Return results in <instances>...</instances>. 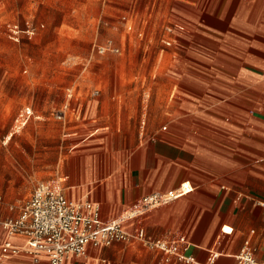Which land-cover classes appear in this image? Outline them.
I'll list each match as a JSON object with an SVG mask.
<instances>
[{"label":"crops","instance_id":"0c3cea01","mask_svg":"<svg viewBox=\"0 0 264 264\" xmlns=\"http://www.w3.org/2000/svg\"><path fill=\"white\" fill-rule=\"evenodd\" d=\"M186 1L167 39L177 43L167 49L165 94L141 112L137 143L118 154L115 169L101 178L95 161L80 184L65 185L69 175L57 177L68 197L99 203L105 220L174 191L177 196L124 227H144L155 238L179 236L189 242L195 264H207L211 253H217L216 264H236L246 240L264 261V0ZM96 129L90 136L101 128ZM19 213L20 207L16 213L0 210V252H12L6 242L24 244L3 226ZM118 242L90 245L86 255L70 261L113 264L111 253L117 259L127 253L135 255L136 264H193L139 240L125 241L115 251ZM6 258L1 264H34L23 251Z\"/></svg>","mask_w":264,"mask_h":264},{"label":"rangeland","instance_id":"374dc122","mask_svg":"<svg viewBox=\"0 0 264 264\" xmlns=\"http://www.w3.org/2000/svg\"><path fill=\"white\" fill-rule=\"evenodd\" d=\"M186 2L0 0V210L16 213L42 180L80 184L91 161L97 178L115 169L138 141L141 112L165 94L167 49L177 43H166L168 27ZM108 39L120 51L96 50ZM24 106L34 114L18 130ZM109 257L136 264L133 254Z\"/></svg>","mask_w":264,"mask_h":264},{"label":"built area","instance_id":"2783aa9c","mask_svg":"<svg viewBox=\"0 0 264 264\" xmlns=\"http://www.w3.org/2000/svg\"><path fill=\"white\" fill-rule=\"evenodd\" d=\"M16 29L17 26H14L13 30ZM168 29L171 31V26ZM166 43L171 41L167 40ZM94 47L100 53L120 51L112 39H108L105 44H95ZM94 93H98V90ZM33 114L31 106H24L17 115L15 128H24ZM177 195L174 191L156 194L134 206L131 211L133 214L105 220L101 217L99 203L89 198L68 197L60 177L42 180L21 204L18 216L3 223L7 233L22 238L24 244L13 246L6 242L5 247L12 249L13 253L23 251L29 254L34 264H72L70 258L86 255L90 245L101 247L120 240H139L151 249L163 251L169 257L195 264L196 258L188 253L189 242L179 236L155 238L144 227L136 230L124 227L126 221L144 214L149 207L165 203ZM11 253L0 252V260ZM211 254L207 264H216L217 253ZM236 258V264H264V261L256 258L249 240H246Z\"/></svg>","mask_w":264,"mask_h":264},{"label":"bare ground","instance_id":"6f19581e","mask_svg":"<svg viewBox=\"0 0 264 264\" xmlns=\"http://www.w3.org/2000/svg\"><path fill=\"white\" fill-rule=\"evenodd\" d=\"M131 214H133V212ZM226 229H228V226L226 227Z\"/></svg>","mask_w":264,"mask_h":264}]
</instances>
